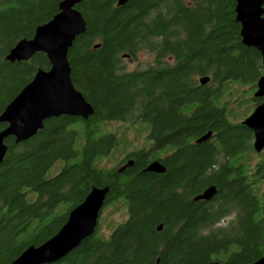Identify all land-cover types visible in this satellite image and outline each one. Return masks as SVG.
<instances>
[{
    "label": "trees",
    "instance_id": "obj_1",
    "mask_svg": "<svg viewBox=\"0 0 264 264\" xmlns=\"http://www.w3.org/2000/svg\"><path fill=\"white\" fill-rule=\"evenodd\" d=\"M62 1L0 0V116L39 69L51 68L45 54L20 63L6 56ZM235 7V0L122 7L81 0L87 30L68 60L94 115L52 118L33 138L6 141L0 264L51 239L92 188L107 186L94 234L55 264H252L264 256V151L255 152L254 134L242 125L264 102L254 96L264 67L242 44ZM141 54L153 63L141 66ZM128 59L138 63L132 71ZM6 127L0 123V132ZM129 161L134 166L120 174ZM154 161L164 174L144 173ZM210 186L214 203L195 202ZM232 212L236 221L221 224Z\"/></svg>",
    "mask_w": 264,
    "mask_h": 264
},
{
    "label": "water",
    "instance_id": "obj_2",
    "mask_svg": "<svg viewBox=\"0 0 264 264\" xmlns=\"http://www.w3.org/2000/svg\"><path fill=\"white\" fill-rule=\"evenodd\" d=\"M236 22L240 24L242 44L257 50L264 67V0H235ZM81 0H63L59 13L50 21L36 28L31 39L20 40L6 56L10 63L27 62L37 54H45L50 62L48 71L39 69L33 80L8 104L0 116V123L7 127L0 132V165L8 152L6 141L11 137L16 143L33 138L43 129L44 123L62 116L78 117L84 120L94 115V109L72 82V71L68 54L76 39L84 35L87 23L76 8ZM128 0H118V6ZM96 48L99 45L95 46ZM209 77L200 80L202 85ZM255 98L264 100V76L257 82ZM242 125L254 134V150H264V102L255 108ZM212 137L209 132L197 140V144L207 142ZM134 166L129 161L118 171L120 174ZM165 167L158 161L152 162L144 173L164 174ZM110 188L91 189L85 200L74 208L59 232L44 244L27 248L10 264H55L64 260L97 228L100 215L106 204ZM217 194L215 186L209 187L194 201L209 202ZM162 230V226L158 231ZM215 264V263H212ZM252 264H264V256Z\"/></svg>",
    "mask_w": 264,
    "mask_h": 264
},
{
    "label": "flooded vegetation",
    "instance_id": "obj_3",
    "mask_svg": "<svg viewBox=\"0 0 264 264\" xmlns=\"http://www.w3.org/2000/svg\"><path fill=\"white\" fill-rule=\"evenodd\" d=\"M253 144H254V139H252V147H253ZM234 159H235V157L231 156V157H229V159H227V161L224 162V164L226 166L227 165L228 166H231L233 164V162H234ZM218 167H219V165H215V166H212L211 169L218 170L220 168V167L219 168ZM210 187H212V186H210ZM208 188H206V189H208ZM206 189H204L199 195H201L202 193H204V191ZM199 202L208 203V205L211 206L212 203H214V198H213V200H211L209 202H205V201H199ZM236 217H237V214H235L234 212H232L228 217L222 219V221L220 223L223 224V225H227V224H230V223H234L236 221ZM229 218H231V219H229ZM220 223L216 224L215 227H218V225H220Z\"/></svg>",
    "mask_w": 264,
    "mask_h": 264
},
{
    "label": "rangeland",
    "instance_id": "obj_4",
    "mask_svg": "<svg viewBox=\"0 0 264 264\" xmlns=\"http://www.w3.org/2000/svg\"><path fill=\"white\" fill-rule=\"evenodd\" d=\"M138 61L142 63L141 66H146L148 64H152L153 63L154 57L151 56V55L141 54L138 57ZM124 63H125L126 69L129 70V71L134 70L137 67V65H138L137 62H134V61L129 60V59L126 60ZM229 219H231V218H229Z\"/></svg>",
    "mask_w": 264,
    "mask_h": 264
},
{
    "label": "bare ground",
    "instance_id": "obj_5",
    "mask_svg": "<svg viewBox=\"0 0 264 264\" xmlns=\"http://www.w3.org/2000/svg\"><path fill=\"white\" fill-rule=\"evenodd\" d=\"M59 5H60V4H59ZM78 5H79V4H78ZM78 5H77V6H78ZM206 84H207V83H206ZM257 154H258V153H257ZM210 264H212V263H210ZM215 264H218V263H215Z\"/></svg>",
    "mask_w": 264,
    "mask_h": 264
}]
</instances>
